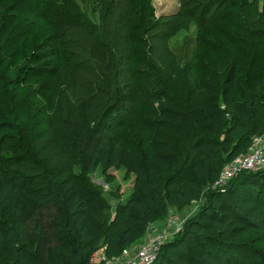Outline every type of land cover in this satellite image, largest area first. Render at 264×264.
I'll use <instances>...</instances> for the list:
<instances>
[{
    "label": "trees",
    "instance_id": "obj_1",
    "mask_svg": "<svg viewBox=\"0 0 264 264\" xmlns=\"http://www.w3.org/2000/svg\"><path fill=\"white\" fill-rule=\"evenodd\" d=\"M190 1L193 6H188ZM236 1V5L238 1L248 5V0ZM180 2L178 17H193L199 24L207 21L211 5L219 8L212 17L227 18L217 12L231 3ZM30 5L35 11L45 8L40 1ZM109 7L121 12L115 27L118 36V32L126 36L130 29L147 34L157 27L150 0H116ZM118 36L114 46L124 52L110 56L115 66L130 68L140 63L138 59L132 62V48L144 41L138 36L129 40ZM243 41L244 60L239 49L230 52V63L207 51L208 63L199 62L181 79L176 66L169 73L151 59V65L171 84L150 93L159 104L151 109V118L138 121L135 139L127 137L125 130L140 96L136 78L117 80L96 122L92 125L76 119L68 134L55 125L40 131L4 122V129L18 135L19 143L12 158L18 167L14 179L17 194L1 208L4 216L15 212L16 222L0 246V264H39L34 255L41 256V264H90L98 245L108 255L120 256L143 237L150 223L167 215L176 197L187 202L198 198L227 162L246 154L254 138L264 133V37L253 43ZM51 45L43 54H31L17 80L28 82L54 73L51 59L60 50L57 42ZM167 47L164 43L152 49ZM94 49L96 58L109 65L108 50L103 52L99 45ZM241 64L244 69L238 68ZM1 85L0 78V95ZM62 154L74 156L80 171H65L57 187L44 174L30 173L34 159L50 168ZM100 163L122 165L136 177L133 193L117 205L110 220L105 218L110 207L89 180ZM219 195L217 201L209 198L194 218L192 226L197 232H187L167 246L181 247L176 251L181 264H251L253 247L242 238L264 231V170L240 174ZM24 231L29 238L23 237Z\"/></svg>",
    "mask_w": 264,
    "mask_h": 264
},
{
    "label": "rangeland",
    "instance_id": "obj_2",
    "mask_svg": "<svg viewBox=\"0 0 264 264\" xmlns=\"http://www.w3.org/2000/svg\"><path fill=\"white\" fill-rule=\"evenodd\" d=\"M35 1H40L45 8L33 10L30 4ZM150 1L157 27L147 34L137 28V32L130 29L126 36L121 32H118V36L115 27L121 12L116 10L118 6L116 9L109 7L116 0H0V246L9 236L8 228L16 222L15 212L6 213L5 217L1 208L7 206L12 196L17 194L14 179L18 167L12 158L16 153L15 146L19 143V136L4 129V122L16 123L19 129L33 126L40 131L55 125L68 134L76 119L92 125L96 122L117 80L124 82L136 78L140 96L136 109L127 118L128 128L125 130L127 137L135 139L134 128L138 121L151 118V109L159 104L150 93L160 86L171 84L169 78H164L151 65V59H155L169 73L176 66L181 79L187 71L193 72L199 62L208 63L207 51L217 53L219 58H226L230 63V52L239 49V56L244 60L245 47L241 40L253 43L259 37H264V0H248V5H242L240 1L236 5V0H230V4L217 12L218 16L224 14L227 18L212 17L219 8L211 5L208 19L202 24L193 17H178L180 0ZM193 3L190 1L188 6H193ZM137 23L134 21V24ZM249 32L255 33L252 35L254 37ZM117 36L129 37L128 40L138 36L144 41L132 48V62L138 59L140 63L130 68L115 66L110 56L124 52L122 48H118V51L114 46ZM162 38L164 41H160ZM53 42L59 44L60 50L51 59L54 73L30 78L28 82L20 78L17 80L31 54H43ZM164 43L167 49L153 51V47ZM96 45L103 52L108 50L109 65H103L96 58ZM238 68L244 69V66L241 64ZM220 137L223 139L224 135L220 134ZM69 169L79 172L80 166L76 164L74 156L62 154L50 168H46L42 160L34 159L30 173L44 174L57 187L63 173ZM135 179V175L127 172L122 165L106 166L103 163L90 175V183L98 186L110 207L105 210V218L112 219L117 205L126 202L131 196ZM214 182L204 187L196 199L187 202L176 197L169 205L167 215L150 223L143 237L129 248L133 251L150 236L161 235L163 245L157 264H181L176 255L181 247L167 246L187 232H197L196 227L192 226L194 218L209 198L217 201L219 193L223 191L214 187ZM23 234L24 238H29L25 231ZM242 240L253 247L251 264H264L261 254L264 251V231L249 233ZM34 258L41 264L40 255H34ZM120 261L121 256H110L104 246L98 245L91 253L89 263L116 264Z\"/></svg>",
    "mask_w": 264,
    "mask_h": 264
},
{
    "label": "built area",
    "instance_id": "obj_3",
    "mask_svg": "<svg viewBox=\"0 0 264 264\" xmlns=\"http://www.w3.org/2000/svg\"><path fill=\"white\" fill-rule=\"evenodd\" d=\"M264 170V135L254 138L250 151L227 162L222 168L214 187L224 190L232 180L244 172ZM162 236H150L140 247L123 250L121 261L116 264H154L159 257Z\"/></svg>",
    "mask_w": 264,
    "mask_h": 264
}]
</instances>
